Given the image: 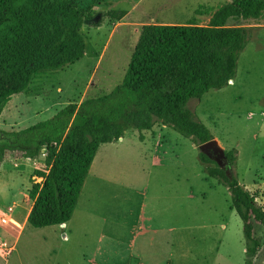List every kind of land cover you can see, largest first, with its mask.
Here are the masks:
<instances>
[{
    "label": "rangeland",
    "instance_id": "1",
    "mask_svg": "<svg viewBox=\"0 0 264 264\" xmlns=\"http://www.w3.org/2000/svg\"><path fill=\"white\" fill-rule=\"evenodd\" d=\"M229 1L108 0L93 12L107 14L113 10L126 14L120 20L108 16L99 28L84 27L85 57L62 71L35 78L27 93L13 96L0 112V130L25 129L38 121L51 119L69 103L79 105L90 97L112 93L126 75L143 25L169 23L206 27L216 11ZM229 25L251 30V40L240 57L235 83L223 90L210 91L203 97L202 104L201 100H192L189 107L218 138L226 152L237 151L236 165L230 176H235L249 190H260L262 201L264 18L251 22L231 20ZM163 133L165 139L160 149H155V141L147 142L143 150L150 152L144 155L146 157L139 158L142 141L137 130L128 131L126 139L117 143L114 150L103 149L80 197L73 221L77 235L70 243L61 238L63 231L59 230L60 242L56 244V228L38 229L29 225L26 229L24 223V216L33 203L30 197L26 200V196L33 185L45 181L40 172L48 173L45 162L48 152L45 151L46 155L38 161L5 160L0 165V219L13 218L19 226L0 223V239L12 250L9 256L0 250V264H87L83 257L98 246L101 235L98 228L106 226L108 237H112L118 225L125 230L135 216L143 199L142 196L137 199L128 188L142 191L149 186L150 189H169L174 198L177 192L179 199L180 193L184 196L186 191L189 196L187 201H177L186 208L189 225L187 231L178 232L174 237L172 253L178 258L172 264H245L243 223L232 208L229 190L207 175V166L199 158V147L191 139L168 127ZM154 154L163 159L162 166L152 167ZM145 201L149 203V199ZM20 211L22 218H19ZM173 213L175 218V206ZM101 217L106 223L102 220L100 225ZM213 224L220 226L222 233H226L222 225H230L227 232L230 258L223 247L220 253L211 248H217V244L210 239L203 241L206 232L211 231L207 225ZM255 224L257 236L262 238V247L255 260L256 264H264V226ZM65 231L69 235V231ZM11 235L14 241L9 239ZM50 236L54 240H49Z\"/></svg>",
    "mask_w": 264,
    "mask_h": 264
},
{
    "label": "trees",
    "instance_id": "2",
    "mask_svg": "<svg viewBox=\"0 0 264 264\" xmlns=\"http://www.w3.org/2000/svg\"><path fill=\"white\" fill-rule=\"evenodd\" d=\"M108 0H0V112L13 96L28 92L35 78L62 71L85 57L82 29L99 28L108 16L95 14ZM264 18V0H230L210 25L148 24L140 29L123 81L110 94L69 103L51 119L21 130H0V165L7 159L38 161L45 151L48 173L29 191L33 207L28 223L38 229L71 221L102 145L117 143L129 130L151 131L163 125L197 147L214 140L208 126L189 107L237 77L241 55L251 40L247 22ZM231 166L237 151L226 152ZM206 172L226 186L232 208L243 223L246 262L254 264L262 247L256 222L264 226L260 193L251 192L200 152ZM212 166H209L211 165Z\"/></svg>",
    "mask_w": 264,
    "mask_h": 264
},
{
    "label": "crops",
    "instance_id": "3",
    "mask_svg": "<svg viewBox=\"0 0 264 264\" xmlns=\"http://www.w3.org/2000/svg\"><path fill=\"white\" fill-rule=\"evenodd\" d=\"M162 25H182V24L162 23ZM234 83H235V79L230 82L231 85H233ZM202 99L200 101V104H202ZM165 129H167V127L162 125L160 127H154L153 130L151 131L143 132L144 140L141 142V148L139 147L140 150H142V152L139 155V158L140 156L146 157L144 155L149 154L150 151L148 153L144 151L145 150L144 148L147 147L148 141L151 142V140H153L156 142L155 149L161 148L163 144V142L161 141L165 139V134L163 133ZM214 138L218 140L216 136H214ZM125 139L126 138L124 137L120 139L119 142H123ZM117 143H110L101 146L94 160L89 175L91 174L93 166L99 155L102 153L103 149H105L106 147V150L112 151L114 150L113 147L115 145H118ZM218 143L220 144L219 140ZM151 164L152 167L154 168L156 166H162L163 159L159 158L156 154H154L151 160ZM149 177L151 179V175H149ZM128 189L137 197V199L140 198L141 196L143 199V201L139 205V208L136 210L135 216L133 217L131 223L126 225L125 230L122 226L118 225L117 228L115 229V232L112 234L114 236L108 237L107 227L101 225L102 220L105 223L106 220L102 217L99 218L101 228L98 229H100L101 235L100 238L98 239V246L96 247L94 252L83 257L84 262H86L87 264H172L174 259L178 258L177 256H174L172 253V248L175 242L174 237L178 232L182 233L183 230L187 231L189 225L186 208L184 207L183 203L181 204L177 203L179 199L177 197L178 192L176 197L174 198L173 195L170 193L169 189H162L160 187L150 189L149 186L146 189H143L142 191L141 189H137V188H128ZM150 191L152 192L151 197H148ZM251 191L257 192V190H251ZM258 192H260V190H258ZM180 194H181V197L179 199L180 201L183 199H185L186 201L188 200L189 196L187 194V191L184 193V196L183 193ZM262 196L260 194V198ZM28 198L29 195L26 196V200ZM148 199H149V203L145 201ZM260 203L264 206V199H262V201L260 200ZM78 204L71 221L63 225L51 226L53 228H56V244L60 242L58 238L59 230L63 231V237L61 235V238L64 240L65 243H70L74 239L75 235H77L76 234L77 227L75 226L73 221L78 209ZM173 206H175V218L173 213ZM32 207H33V203L31 204L30 209L28 210L26 216H24V223L26 225V229L30 225L28 223V217L32 210ZM184 211H185V215H184ZM22 217L23 215L22 212L20 211L19 218ZM118 219H120V217ZM207 226L208 229L211 231L206 232L207 236L204 235L203 241L205 239H210L213 242V244H217V248L215 246H211V248L215 249V251L217 252H219L218 250H220V253L223 247V249L225 250V252H227L230 258L231 249L227 250V246L229 245L228 243H230V241H228L230 235H227L230 225L228 224L222 225V230L225 231L226 233H222L220 230V226L218 225L216 226L215 224H213ZM14 230L17 229L15 228ZM65 230L69 231V235H67L68 233ZM24 232H22L21 236L23 235ZM7 234L9 233H5L4 235ZM21 236L16 240L17 241L16 245H18ZM48 238L49 240H54V237L52 236ZM9 239L11 241L12 240L14 241L15 238L11 235V238ZM15 251L16 249L14 250V252ZM244 252L246 253V249L244 250ZM256 263L257 261L255 260V264Z\"/></svg>",
    "mask_w": 264,
    "mask_h": 264
},
{
    "label": "water",
    "instance_id": "4",
    "mask_svg": "<svg viewBox=\"0 0 264 264\" xmlns=\"http://www.w3.org/2000/svg\"><path fill=\"white\" fill-rule=\"evenodd\" d=\"M199 150L210 160L214 161L222 170H225L227 175L230 176L232 166L226 155V151L220 146L216 139L201 145Z\"/></svg>",
    "mask_w": 264,
    "mask_h": 264
},
{
    "label": "built area",
    "instance_id": "5",
    "mask_svg": "<svg viewBox=\"0 0 264 264\" xmlns=\"http://www.w3.org/2000/svg\"><path fill=\"white\" fill-rule=\"evenodd\" d=\"M46 154L45 153H43V156H45ZM10 209V208H9ZM10 212H12L13 211V208L12 209H10L9 210ZM0 223H2V224H4V225H9V224H13V225H16V226H19L18 224V222L17 221H15V219H13V218H7V217H2L1 219H0ZM8 247H7V243H5L4 241H2L1 239H0V250H2L3 251V253L5 254V255H10V253L12 252V250L10 249H7Z\"/></svg>",
    "mask_w": 264,
    "mask_h": 264
}]
</instances>
